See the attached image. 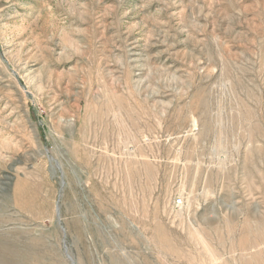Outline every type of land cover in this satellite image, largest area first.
<instances>
[{"label":"rangeland","instance_id":"374dc122","mask_svg":"<svg viewBox=\"0 0 264 264\" xmlns=\"http://www.w3.org/2000/svg\"><path fill=\"white\" fill-rule=\"evenodd\" d=\"M0 264H264V0H0Z\"/></svg>","mask_w":264,"mask_h":264},{"label":"built area","instance_id":"2783aa9c","mask_svg":"<svg viewBox=\"0 0 264 264\" xmlns=\"http://www.w3.org/2000/svg\"><path fill=\"white\" fill-rule=\"evenodd\" d=\"M175 205L176 206H181L182 205V199L175 200Z\"/></svg>","mask_w":264,"mask_h":264}]
</instances>
